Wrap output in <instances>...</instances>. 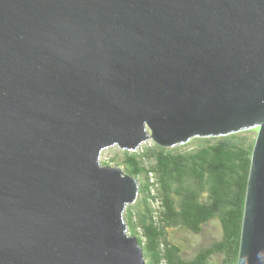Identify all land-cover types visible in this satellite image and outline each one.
<instances>
[{
    "label": "water",
    "instance_id": "1",
    "mask_svg": "<svg viewBox=\"0 0 264 264\" xmlns=\"http://www.w3.org/2000/svg\"><path fill=\"white\" fill-rule=\"evenodd\" d=\"M256 127L238 264H264V0H0V264H147L102 152Z\"/></svg>",
    "mask_w": 264,
    "mask_h": 264
},
{
    "label": "trees",
    "instance_id": "2",
    "mask_svg": "<svg viewBox=\"0 0 264 264\" xmlns=\"http://www.w3.org/2000/svg\"><path fill=\"white\" fill-rule=\"evenodd\" d=\"M165 152L161 147L125 152L121 162L140 182L137 204L125 219L146 263L238 264L253 153L247 139L235 134L194 151ZM214 222L220 237L186 259L170 230L202 234Z\"/></svg>",
    "mask_w": 264,
    "mask_h": 264
},
{
    "label": "rangeland",
    "instance_id": "3",
    "mask_svg": "<svg viewBox=\"0 0 264 264\" xmlns=\"http://www.w3.org/2000/svg\"><path fill=\"white\" fill-rule=\"evenodd\" d=\"M260 128H252L244 131H239L237 133L229 134L226 136H195L192 137L188 142L184 144L174 145V146H160L158 145L152 138H150L148 141L143 143L140 148L134 152H142L143 149H151L154 150L158 149V147L164 148L165 153L171 152L176 153L178 152H189L197 150L201 147L206 146L207 144H215L220 142L225 137H229L231 135H240L247 139L248 144L254 149L255 143L257 141L258 135H259ZM208 143H207V142ZM129 152L132 153V151H125L121 149L119 146H113L108 149H105L102 152L101 155V162H110L111 166H121V162L124 159V153ZM253 156V153H252ZM153 162V161H152ZM154 163V162H153ZM139 199V196H138ZM136 200L135 203L128 205L126 208L125 213L129 209V207L134 206L137 204ZM130 230V229H129ZM130 233V231H128ZM172 238L175 240L176 243H178L184 252V255L186 256V259H191L194 256H196L201 248L208 247L212 244L213 241H215L217 238L220 237L221 234V228L218 223H210L206 228L205 232L202 234H194L191 231L183 230V229H176V230H170ZM131 234V233H130ZM132 235V234H131Z\"/></svg>",
    "mask_w": 264,
    "mask_h": 264
},
{
    "label": "bare ground",
    "instance_id": "4",
    "mask_svg": "<svg viewBox=\"0 0 264 264\" xmlns=\"http://www.w3.org/2000/svg\"><path fill=\"white\" fill-rule=\"evenodd\" d=\"M102 160V159H101Z\"/></svg>",
    "mask_w": 264,
    "mask_h": 264
}]
</instances>
